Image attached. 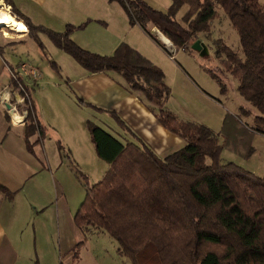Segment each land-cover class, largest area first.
<instances>
[{
	"label": "trees",
	"instance_id": "obj_1",
	"mask_svg": "<svg viewBox=\"0 0 264 264\" xmlns=\"http://www.w3.org/2000/svg\"><path fill=\"white\" fill-rule=\"evenodd\" d=\"M109 1L118 3L130 25L142 28L170 57L151 26L178 50L192 49L198 40L211 41L219 6L237 32L242 52L216 39V57L223 70L238 81V93L259 112L249 134L264 136L261 0H171L167 11L157 10L145 0ZM184 7L188 10L178 19ZM17 17L41 48L40 34H45L88 73L120 75L129 91L147 100L159 124L186 142L180 150L161 158L143 143L123 142L89 123L97 155L109 168L102 180L86 186L84 201L74 216L84 236L96 231L107 233L117 242L118 254L128 257L132 264H264V176L234 162H221L224 148L246 131L239 127V117L226 114L219 132L182 120L166 106L172 90L164 72L127 43H121L111 55H100L83 49L71 38L86 24L68 25L65 31L56 32L27 17ZM209 74L225 93L222 79L212 70ZM12 82L15 87L22 83L13 78ZM22 87L21 94L26 98L23 110L27 112L25 142L33 152L34 146L43 142L46 127L37 116L29 87L24 83ZM78 102L85 104L80 97ZM111 114L128 129L118 115ZM35 135L38 139L32 143ZM253 153L250 146L245 158ZM0 193L8 200L15 197L2 183Z\"/></svg>",
	"mask_w": 264,
	"mask_h": 264
},
{
	"label": "rangeland",
	"instance_id": "obj_2",
	"mask_svg": "<svg viewBox=\"0 0 264 264\" xmlns=\"http://www.w3.org/2000/svg\"><path fill=\"white\" fill-rule=\"evenodd\" d=\"M70 1L74 3L75 0ZM104 1V5L98 3V22L87 19L83 24H88V28L77 30L78 38L75 39H79L83 47L95 50L100 55L113 52L115 39L125 37L128 42H136L134 44L144 48L158 62L159 65H156L150 59L164 72L167 83L172 85L168 107L181 118H193L219 132L226 114L238 116L239 127L247 132L240 133V137L236 135L233 144L224 148L221 162L227 164L234 161L263 177L264 136L249 134L259 112L238 93V81L223 70L216 57V39H222L234 51L242 52L240 38L223 10L217 7L218 16L212 22L211 41L204 40L205 43L200 40L209 48L208 58H202L192 49L178 50L167 39L169 43L163 44L172 55L171 60L166 52L144 38L139 30L140 34L127 24L126 27L121 26L115 12L119 11L118 3L114 4L111 12L108 0ZM145 1L157 10H168L171 6V0ZM261 2L264 3V0ZM187 10L188 7L182 8L177 18L181 19ZM8 14L14 16L13 13ZM36 16L34 23L39 24L38 20L44 15ZM82 16L72 9L67 18L82 22ZM102 21H108L109 25L105 26ZM53 26H57V23ZM56 28H60H53L57 32L64 30L62 25ZM1 35L0 47L4 48V57L14 67V74L21 72L23 64L28 70L31 68L40 72L27 87L34 99L36 96L39 117L46 126L44 140L35 146L36 155H33L27 149L23 129H11L9 126V113L0 100V180L16 193L12 201L3 200L1 208V216L8 229L11 233L16 232L19 246H27L38 264H50L48 258L51 256V264H59L56 255L59 249L64 257L63 264H132L128 257L118 254L117 242L105 232L88 234L81 248L71 249L68 253L63 244L59 246V237L62 243L64 234L72 232L73 238V232L77 231L74 216L84 201L86 186L92 187L102 180L109 168L97 155L89 123L96 124L123 142L124 138L133 139V129L123 128L110 113L101 111L97 106L78 102L79 96L69 82L84 68L57 48L47 35L40 34L43 48L30 37L6 41ZM161 36L158 34L160 39ZM210 70L226 85L225 93L221 92L220 85L209 74ZM185 72L191 76L187 74L194 85L191 83L184 87L179 75ZM110 75L123 79L114 72H110ZM21 76L24 81L28 80L22 72ZM6 79L9 86V76ZM2 121L7 123L5 129ZM23 122L26 123V120ZM36 137L31 138L32 143ZM249 145L254 148V153L245 158Z\"/></svg>",
	"mask_w": 264,
	"mask_h": 264
},
{
	"label": "crops",
	"instance_id": "obj_3",
	"mask_svg": "<svg viewBox=\"0 0 264 264\" xmlns=\"http://www.w3.org/2000/svg\"><path fill=\"white\" fill-rule=\"evenodd\" d=\"M147 1L150 3L149 0ZM7 3L13 7L12 13L14 15L13 16L14 19L17 16L27 17L34 23L37 19L36 15L42 14L44 15V17L38 20L39 24H36V23L34 24L40 25V26L47 25L46 27L45 26L43 27L51 29V30L60 29L56 27H61L62 25V27L64 28L63 31H65L68 25H73L75 27L83 25V23L87 19H90L91 22H92V19L95 22H98L97 20L98 19L97 18L98 17V3L103 4V5L106 4L104 0H75L74 3H72L70 0H10V2H7ZM108 3H109L108 8L112 12L114 9V4H117V3L115 2L112 3L109 0H108ZM117 5H118L117 7L119 8V11H115V12L120 20L121 26L126 27V24H127V26H129L131 29H136L137 31L139 30L141 34L145 36L144 38H147L148 40H150V42L156 44L148 36V34L144 32L142 28H140L139 26H131L126 12L119 4ZM72 9H74V11L76 12H79L80 15H83L82 22L69 20V18H67V15L70 13ZM161 11H167V9L161 10ZM16 21H19V17L17 18ZM19 22H21L20 24L24 27V32L22 33V35L18 36L17 34H14L15 36L12 35L13 36L12 39H6L2 37L4 40L6 41H10L13 39L25 40L27 37H29L28 28L22 21H19ZM55 23H57V26H53ZM102 23L105 26L109 25L108 21L107 22L102 21ZM87 28H88V24H86L85 28L77 29V30H84ZM77 30H75L72 33L71 35L72 40L76 42L79 46H81L83 49H86L90 52L95 53V50H89L88 48L83 47L79 39L78 40L75 39V38H78V35L76 33ZM58 31L63 32L62 30H58ZM139 31H138V34H140ZM151 32L157 37H158V34L159 36L161 35L160 31L157 28L151 27ZM156 32L158 34H156ZM161 38L162 39L158 37V39L162 43L163 42L169 43L167 42L168 40L165 36H161ZM126 39L127 38L125 37L120 38V39H115L112 44V47L114 48L113 52L109 54L107 53L102 54V55H111L114 53L116 48L121 43H127L132 48L136 49L141 54H143L145 57H148L149 59H151L156 65H159L158 62L154 60L144 50V48H142L139 45L134 44L136 42L134 41L128 42V40ZM158 47L162 50L160 46ZM3 49L4 48L0 47V98H1V94L3 90L8 85L6 77L9 76L8 82L10 85L12 76L14 73H16L14 67H12L7 61V59L4 57ZM97 54H100V53H97ZM172 58L173 57H170L171 60ZM83 70L84 71L82 73H78L69 82L70 85L72 84L73 89L75 90L77 95L80 98H82L86 103L97 106L101 111L105 110L110 114L115 113L116 115H118L122 119V121L126 124L127 127H131L133 129L131 130V133L136 143H143L147 145L161 158H165L185 146L186 142L183 140V138L167 131L159 124L155 114L151 111L150 104L147 102V100L144 97H142V95H140L139 93L129 91L126 88L123 79H119V77L117 76L110 75V72L92 74V73H88L85 69ZM187 74L185 72L179 75V77H181L183 80L184 87L185 85H189L191 83L193 84L190 78L191 76L188 74L190 76L189 77ZM31 81H32L31 79H28L24 82L26 86H29L30 85L29 83H31ZM169 86L170 88H172V85H169ZM33 101L35 104L37 116L39 120L41 121L39 117L38 108H37L36 96H35V99L33 98ZM169 104H170V101H168L166 106L170 111H172L170 107H168ZM172 112L175 113L174 111ZM21 114L22 112L18 114L15 113L14 115H12L10 112L9 114L10 120L9 118L7 119L9 120L8 124L11 127V129L22 128L24 131V125H25L24 122L23 124L15 125L13 121V116L19 115L20 117H22ZM224 117H223V120H224ZM179 118L185 121H192V122L205 125L204 123L198 122L197 120L193 118H181V117ZM223 120H222V123H223ZM2 122L4 125V129H5V125L7 123H5L4 121ZM37 139H38V136L36 137L35 142L37 141ZM125 139L126 138L123 139L124 142L133 140V139L132 140H127V139L125 140ZM30 153L33 155H36L35 146L33 148V152H30ZM237 164L240 165L239 163ZM240 166L243 167L242 165ZM0 183L6 186V184L4 182H1V180H0ZM6 187L9 188L8 186ZM3 200H8V199L3 195V193H0V264H38V261L30 253L29 248L27 246H19L18 242L16 241V232L12 231L11 233V231L8 229L7 223H5V219L1 216V208L3 205ZM85 241H86V237L84 236L82 231L77 227V231H75V233L73 232V238H72V232L71 234L69 232L64 234L62 243H61V236L59 237V246L63 244L66 247V249H68V251H66L68 253L71 249L77 248L78 245L80 244H82L83 246ZM56 255L59 258V264H63L62 260L64 259V257L61 255L60 249L56 252ZM52 260H53V256L48 258V261H50V264Z\"/></svg>",
	"mask_w": 264,
	"mask_h": 264
},
{
	"label": "built area",
	"instance_id": "obj_4",
	"mask_svg": "<svg viewBox=\"0 0 264 264\" xmlns=\"http://www.w3.org/2000/svg\"><path fill=\"white\" fill-rule=\"evenodd\" d=\"M1 13H12V6L9 5L6 0H0V14ZM0 32L3 35V37H5L6 39H12V34H17L22 35V33L18 32V31H14L6 26H0ZM21 72L22 75L28 79H33L40 74V72L38 70L35 69H29L26 67V65H22L21 67ZM21 72H18L17 74H13L12 78L14 81H18L21 80L22 83L25 84L22 76H21ZM22 83L21 86L19 87H15V83L13 84L10 83L9 86H7L2 94H1V102L4 105V107L6 108L7 112L10 114V112H13L14 114H18L20 112H22V119L24 121V119H26L27 116V112H25V110H23L24 106H25V102H26V98L25 96H23L21 94V89L22 87ZM10 106V108H8L7 106ZM22 121V122H23Z\"/></svg>",
	"mask_w": 264,
	"mask_h": 264
},
{
	"label": "bare ground",
	"instance_id": "obj_5",
	"mask_svg": "<svg viewBox=\"0 0 264 264\" xmlns=\"http://www.w3.org/2000/svg\"><path fill=\"white\" fill-rule=\"evenodd\" d=\"M21 22L16 21L11 15L8 13L0 14V26H6L14 31H18L20 33L24 32V27L20 24ZM13 121L15 125H20L23 119L19 115L13 116Z\"/></svg>",
	"mask_w": 264,
	"mask_h": 264
},
{
	"label": "water",
	"instance_id": "obj_6",
	"mask_svg": "<svg viewBox=\"0 0 264 264\" xmlns=\"http://www.w3.org/2000/svg\"><path fill=\"white\" fill-rule=\"evenodd\" d=\"M192 50L198 52V53L200 54V56H201L202 58H204V59H205V58H208L209 55H210L208 46H207L205 43L201 42L200 40L196 41V42L192 45ZM7 107L10 108L9 105H8ZM11 114L14 115L13 112H11ZM25 120H26V119H24V121H25Z\"/></svg>",
	"mask_w": 264,
	"mask_h": 264
}]
</instances>
